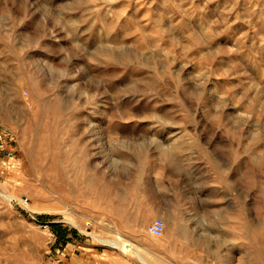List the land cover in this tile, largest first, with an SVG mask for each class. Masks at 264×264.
<instances>
[{
	"label": "rangeland",
	"instance_id": "1",
	"mask_svg": "<svg viewBox=\"0 0 264 264\" xmlns=\"http://www.w3.org/2000/svg\"><path fill=\"white\" fill-rule=\"evenodd\" d=\"M0 264H264V0H0Z\"/></svg>",
	"mask_w": 264,
	"mask_h": 264
},
{
	"label": "built area",
	"instance_id": "2",
	"mask_svg": "<svg viewBox=\"0 0 264 264\" xmlns=\"http://www.w3.org/2000/svg\"><path fill=\"white\" fill-rule=\"evenodd\" d=\"M165 229V220L161 217H156L148 227L149 232L155 236L159 237L163 234Z\"/></svg>",
	"mask_w": 264,
	"mask_h": 264
},
{
	"label": "crops",
	"instance_id": "3",
	"mask_svg": "<svg viewBox=\"0 0 264 264\" xmlns=\"http://www.w3.org/2000/svg\"><path fill=\"white\" fill-rule=\"evenodd\" d=\"M165 197H168V196H165ZM169 198H171V196L169 197ZM228 214V213H227ZM227 233L229 232V219L227 218ZM228 237V236H227ZM229 243H227V247L229 246L228 245Z\"/></svg>",
	"mask_w": 264,
	"mask_h": 264
},
{
	"label": "bare ground",
	"instance_id": "4",
	"mask_svg": "<svg viewBox=\"0 0 264 264\" xmlns=\"http://www.w3.org/2000/svg\"><path fill=\"white\" fill-rule=\"evenodd\" d=\"M5 95V94H4ZM167 222H169V225L171 224V227H174V224H175V221H170V220H167ZM136 254V253H135ZM139 255V254H138ZM141 257V256H140Z\"/></svg>",
	"mask_w": 264,
	"mask_h": 264
},
{
	"label": "trees",
	"instance_id": "5",
	"mask_svg": "<svg viewBox=\"0 0 264 264\" xmlns=\"http://www.w3.org/2000/svg\"><path fill=\"white\" fill-rule=\"evenodd\" d=\"M41 218H43V216L42 215H38V219H41Z\"/></svg>",
	"mask_w": 264,
	"mask_h": 264
}]
</instances>
